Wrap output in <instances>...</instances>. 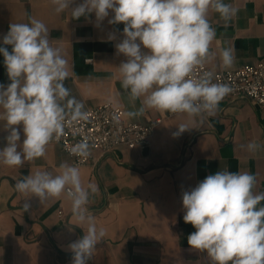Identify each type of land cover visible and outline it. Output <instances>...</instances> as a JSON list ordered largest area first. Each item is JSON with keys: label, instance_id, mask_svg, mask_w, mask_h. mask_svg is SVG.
I'll return each mask as SVG.
<instances>
[{"label": "crops", "instance_id": "1", "mask_svg": "<svg viewBox=\"0 0 264 264\" xmlns=\"http://www.w3.org/2000/svg\"><path fill=\"white\" fill-rule=\"evenodd\" d=\"M81 2L76 0V4ZM224 2L236 12L225 22L209 10V22L216 31L210 52L215 56L205 65L235 70L264 57V0ZM29 16L48 27L50 43L67 60L65 86L84 104V110L104 103L125 113L134 110L121 87L118 69L126 58L117 55L114 47L123 39V23L109 25L111 13L99 26H95L94 13L88 20H74L70 9L57 14L51 0H0V41L11 23H27ZM109 35L116 38L109 40ZM5 47L11 51V46ZM224 48L234 53V63L227 69L220 59ZM3 61L0 54V84L7 85L10 81ZM139 107L137 100L135 108ZM164 113L145 109L139 117L126 118L144 123ZM181 124L189 129L174 136ZM18 127L22 143V126ZM7 135L5 121L0 119V149L6 146ZM250 142L261 147L250 152ZM62 163L71 165L52 141L43 157L25 161L23 166L0 163V264H72L68 245L83 236L87 223L73 216L66 193L40 202L31 193L15 190L17 181L36 171L58 174ZM77 168L84 187H97L90 195L87 213L98 230L106 231L87 264H213L205 251L187 242L196 229L183 220L182 192L223 169L253 174L254 192H264V107L237 98L220 103L212 115L164 116L147 145L118 148L105 156L95 152L93 162ZM25 201L31 204L27 212Z\"/></svg>", "mask_w": 264, "mask_h": 264}, {"label": "clouds", "instance_id": "2", "mask_svg": "<svg viewBox=\"0 0 264 264\" xmlns=\"http://www.w3.org/2000/svg\"><path fill=\"white\" fill-rule=\"evenodd\" d=\"M57 14L71 10V18L90 19L96 25L106 18L109 25L123 23V39L114 45L117 55L126 59L119 66L121 87L134 110L128 118L144 114L145 109L185 113L197 117L214 114L220 102L232 92L223 83L213 82V73L198 78L194 70L214 58L210 45L216 31L208 19L209 10L227 22L236 12L224 0H51ZM76 5L72 7V5ZM109 35V40H114ZM0 54L10 83L0 84V119L5 121L6 146L0 149V163L8 167L23 166L46 154L53 139L64 134L66 123L86 120L84 104L65 86L69 77L67 60L59 48L50 43L49 29L40 20L28 17L27 23H11L0 41ZM5 46H11V51ZM146 49L147 51H142ZM224 68L234 63L231 48L220 51ZM140 100V107L135 102ZM22 126L24 135L21 141ZM179 136L188 130L177 126ZM261 145L250 142L247 149L255 152ZM72 154L87 158V139L76 143ZM256 178L249 172L228 169L210 174L194 188L182 192L183 220L196 230L189 234L188 244L205 251L213 264H264V192L255 193ZM15 190L31 193L40 202L67 195L71 212L87 230L68 245L72 264H87L96 246L106 235L97 229L87 213L95 185H82L80 170L67 163L58 174L36 171L17 181ZM31 204H23L29 211Z\"/></svg>", "mask_w": 264, "mask_h": 264}, {"label": "built area", "instance_id": "3", "mask_svg": "<svg viewBox=\"0 0 264 264\" xmlns=\"http://www.w3.org/2000/svg\"><path fill=\"white\" fill-rule=\"evenodd\" d=\"M204 72L213 73L214 83L227 84L232 88V92L220 103L244 98L257 106L264 107V57L235 70H214L204 63L194 70V76L198 78ZM85 111L88 114L86 120L66 123L64 134L59 139L52 140V143L64 152L70 164L75 167L93 162L95 152L105 156L118 148L131 150L147 145L154 127L164 116L179 114L165 112L162 117L138 123L127 119L122 108L109 103ZM84 139H87L90 145V155L87 158H80L73 155L71 150L76 143ZM58 215L63 216L62 212Z\"/></svg>", "mask_w": 264, "mask_h": 264}]
</instances>
